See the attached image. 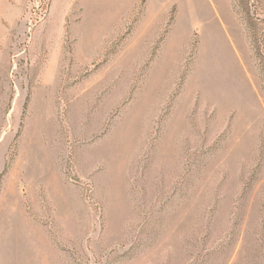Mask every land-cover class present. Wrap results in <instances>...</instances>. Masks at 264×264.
<instances>
[{
    "label": "rangeland",
    "instance_id": "obj_1",
    "mask_svg": "<svg viewBox=\"0 0 264 264\" xmlns=\"http://www.w3.org/2000/svg\"><path fill=\"white\" fill-rule=\"evenodd\" d=\"M0 264H264V0H0Z\"/></svg>",
    "mask_w": 264,
    "mask_h": 264
}]
</instances>
